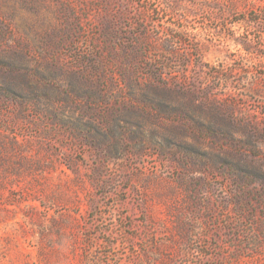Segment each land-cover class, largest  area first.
Masks as SVG:
<instances>
[{"label": "rangeland", "instance_id": "1", "mask_svg": "<svg viewBox=\"0 0 264 264\" xmlns=\"http://www.w3.org/2000/svg\"><path fill=\"white\" fill-rule=\"evenodd\" d=\"M264 0H0V264H264Z\"/></svg>", "mask_w": 264, "mask_h": 264}, {"label": "trees", "instance_id": "2", "mask_svg": "<svg viewBox=\"0 0 264 264\" xmlns=\"http://www.w3.org/2000/svg\"><path fill=\"white\" fill-rule=\"evenodd\" d=\"M261 11L264 12V8Z\"/></svg>", "mask_w": 264, "mask_h": 264}]
</instances>
